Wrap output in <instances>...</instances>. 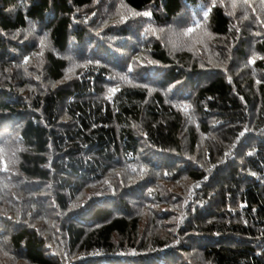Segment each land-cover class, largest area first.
I'll return each mask as SVG.
<instances>
[{
    "label": "trees",
    "instance_id": "16d2710c",
    "mask_svg": "<svg viewBox=\"0 0 264 264\" xmlns=\"http://www.w3.org/2000/svg\"><path fill=\"white\" fill-rule=\"evenodd\" d=\"M232 11L0 0V264H264V25Z\"/></svg>",
    "mask_w": 264,
    "mask_h": 264
},
{
    "label": "snow or ice",
    "instance_id": "6c2138e0",
    "mask_svg": "<svg viewBox=\"0 0 264 264\" xmlns=\"http://www.w3.org/2000/svg\"><path fill=\"white\" fill-rule=\"evenodd\" d=\"M98 2V0H97ZM216 3H217V0H212V6L215 7L216 6ZM220 3H223V0H220ZM259 4H260V7L257 8L255 6V3H254V0H231V7L233 9L232 12L228 13L229 15H236V12L235 10L238 8V7H241L244 9V12H243V18L248 20V19H251L252 17L250 16V13H249V10L252 12V13H257V16H256V22L259 24V25H264V0H259ZM123 6V5H122ZM227 6V5H225ZM207 8V6H205ZM128 11L131 13L132 16H152V12L151 11H144V12H137L131 8L128 9ZM211 11L210 8H207V10L204 12V18L206 19L209 15V12ZM123 21H127L129 19V16L128 15H125L122 17ZM200 27V21L199 20H196L193 24V26L191 27H187L186 29L183 30L184 33H187V34H191L193 33L196 28ZM30 29L32 31H34V25H31L30 24ZM256 36H262L264 37V31H258L255 33ZM41 46L43 47V40H41ZM38 55H43V53H39ZM261 59V60H264V56H259L258 54H253L252 57H251V63L252 64H255L256 63V60L257 59ZM29 58L28 57H25V62H27ZM89 63H91V61H89ZM97 63H99L97 61ZM153 63H157L155 61H153ZM203 66V65H202ZM131 70V69H130ZM37 79H39V77H37ZM123 80H128V76L127 75H124L122 77ZM259 82V81H258ZM139 87H143L145 89L148 88V85L147 84H144V85H138ZM120 89L118 87H113L109 90V92L111 93V95H109V99L112 98V95H114L115 93L119 92ZM190 106L188 105H185L184 106V110L185 112L187 113L188 111V108ZM3 152V149L0 148V153ZM13 156H15V152L12 153ZM48 167H51V165L49 164ZM0 169H2L3 171L7 172L9 171V162L7 159H4L2 156H0ZM252 175H256L255 173H252ZM34 207V206H33ZM6 215V214H5ZM30 215V213H29ZM9 219H11V217H9ZM181 221L183 220V215H181L180 217ZM51 247V245L49 246Z\"/></svg>",
    "mask_w": 264,
    "mask_h": 264
}]
</instances>
